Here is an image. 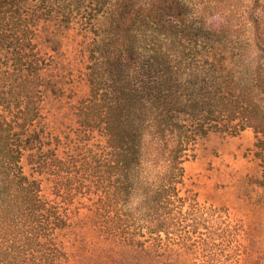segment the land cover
<instances>
[{
	"label": "trees",
	"instance_id": "trees-1",
	"mask_svg": "<svg viewBox=\"0 0 264 264\" xmlns=\"http://www.w3.org/2000/svg\"><path fill=\"white\" fill-rule=\"evenodd\" d=\"M42 2L91 35L74 137L52 136L41 115L51 61L34 42ZM240 4L241 39L224 19ZM0 78V264H65L63 206L81 198L107 237L218 264L213 212L180 196L184 164L210 131L252 130L264 194V0H0ZM93 134L100 144L77 145ZM43 180L54 199L41 196Z\"/></svg>",
	"mask_w": 264,
	"mask_h": 264
},
{
	"label": "rangeland",
	"instance_id": "rangeland-1",
	"mask_svg": "<svg viewBox=\"0 0 264 264\" xmlns=\"http://www.w3.org/2000/svg\"><path fill=\"white\" fill-rule=\"evenodd\" d=\"M63 3L66 0H56ZM35 4L22 8L31 13ZM44 12L35 25L34 42L39 51L49 58L50 68L43 72L49 85L44 96L41 115L47 132L52 136L74 137L78 128L75 115L79 104L89 95L85 66L91 35L79 24L70 25L56 19L54 8L42 2ZM226 23L238 24L236 35L245 36L241 27V4L238 12L230 5L224 18ZM212 20L217 22L218 17ZM8 80L0 78V86ZM82 137L83 145L92 148L102 138ZM88 139V141H85ZM254 134L245 129L238 134L210 131L197 137L192 156L184 164V180L180 196L195 194L196 202L213 212L211 239L216 247L218 264H262L260 251L264 249V194L259 185L261 170L254 155ZM84 149V146L83 148ZM83 151V150H82ZM27 176L43 179L30 165L21 163ZM41 196L54 199L50 184L41 183ZM85 199H75L63 207L71 219V227L57 234L67 254L65 264H199L197 253L169 246L164 252H154L148 245H125L107 237L87 218L91 215L83 208ZM198 231L206 233L203 228Z\"/></svg>",
	"mask_w": 264,
	"mask_h": 264
}]
</instances>
